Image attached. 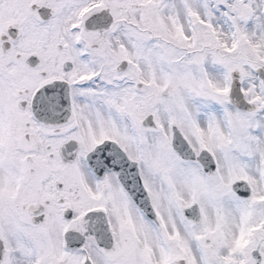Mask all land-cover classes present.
<instances>
[{
    "label": "snow or ice",
    "instance_id": "snow-or-ice-1",
    "mask_svg": "<svg viewBox=\"0 0 264 264\" xmlns=\"http://www.w3.org/2000/svg\"><path fill=\"white\" fill-rule=\"evenodd\" d=\"M0 264H264V0H0Z\"/></svg>",
    "mask_w": 264,
    "mask_h": 264
}]
</instances>
